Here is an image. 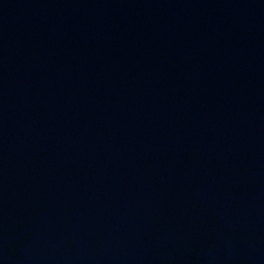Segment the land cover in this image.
Masks as SVG:
<instances>
[{
    "label": "water",
    "instance_id": "1",
    "mask_svg": "<svg viewBox=\"0 0 264 264\" xmlns=\"http://www.w3.org/2000/svg\"><path fill=\"white\" fill-rule=\"evenodd\" d=\"M0 264H264V0H0Z\"/></svg>",
    "mask_w": 264,
    "mask_h": 264
}]
</instances>
